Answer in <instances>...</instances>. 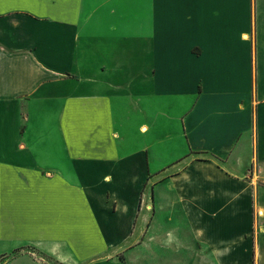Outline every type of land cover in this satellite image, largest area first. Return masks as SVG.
Instances as JSON below:
<instances>
[{"label": "crops", "instance_id": "crops-1", "mask_svg": "<svg viewBox=\"0 0 264 264\" xmlns=\"http://www.w3.org/2000/svg\"><path fill=\"white\" fill-rule=\"evenodd\" d=\"M0 259L264 264V0H0Z\"/></svg>", "mask_w": 264, "mask_h": 264}, {"label": "rangeland", "instance_id": "rangeland-1", "mask_svg": "<svg viewBox=\"0 0 264 264\" xmlns=\"http://www.w3.org/2000/svg\"><path fill=\"white\" fill-rule=\"evenodd\" d=\"M29 249V248H28ZM144 249H146V248H144ZM144 249H139L138 251H142V250H144ZM147 250H149V247L147 248ZM16 251H19V250H16ZM0 261H1V259H0Z\"/></svg>", "mask_w": 264, "mask_h": 264}, {"label": "clouds", "instance_id": "clouds-1", "mask_svg": "<svg viewBox=\"0 0 264 264\" xmlns=\"http://www.w3.org/2000/svg\"><path fill=\"white\" fill-rule=\"evenodd\" d=\"M171 239H172V237H171V235H169V240L171 241Z\"/></svg>", "mask_w": 264, "mask_h": 264}]
</instances>
